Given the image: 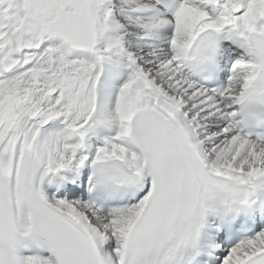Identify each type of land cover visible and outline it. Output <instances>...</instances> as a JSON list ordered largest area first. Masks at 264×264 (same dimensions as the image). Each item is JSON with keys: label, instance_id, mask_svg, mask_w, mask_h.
Masks as SVG:
<instances>
[{"label": "snow or ice", "instance_id": "obj_1", "mask_svg": "<svg viewBox=\"0 0 264 264\" xmlns=\"http://www.w3.org/2000/svg\"><path fill=\"white\" fill-rule=\"evenodd\" d=\"M0 264H264V0H0Z\"/></svg>", "mask_w": 264, "mask_h": 264}]
</instances>
